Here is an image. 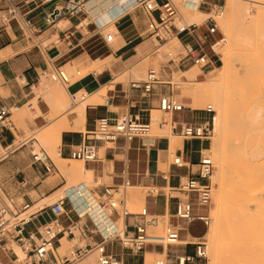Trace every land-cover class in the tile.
<instances>
[{
  "label": "crops",
  "instance_id": "0c3cea01",
  "mask_svg": "<svg viewBox=\"0 0 264 264\" xmlns=\"http://www.w3.org/2000/svg\"><path fill=\"white\" fill-rule=\"evenodd\" d=\"M36 1L38 4L42 0ZM90 1L92 0H87L85 12L77 17L58 20L54 27L46 29L39 38H31L27 32L22 33L15 23L5 30H0V107H7L11 113L6 128L0 132V208L2 204L10 203V206L20 207L24 203H30L37 211L49 205H40L41 203L63 191L64 196H69L65 207L67 216L63 217L64 224H70L69 218L79 219V215L86 209V204L75 193L76 186H71L67 191L65 188L67 176L81 175L74 171H67V174L62 169L64 163L71 160L72 146L82 140L84 133L94 129L96 121L103 117L116 121L126 113H139L145 121L150 118L153 124L156 119L153 111L159 109L160 97L170 93L164 84H159L153 94L145 98L141 95V90L130 87L134 80L133 71L144 75L146 67L157 58L158 52H155L149 32L152 19H157L158 13L150 16L142 5L136 7L139 0H132L133 3L126 8H123L122 1L128 0H117L120 9L116 13L120 18L115 22V26L119 34L113 43L112 37L109 39L103 33L105 25L100 24L104 19L101 13L103 8L92 13L88 4ZM104 1L108 6L111 5L108 0H101ZM1 5L3 0H0ZM44 10H47V6L37 8L31 16L35 20H41L39 23L43 24ZM85 22L90 24L85 25ZM199 33L203 36L207 31L201 29ZM35 41L37 44H34ZM98 61L102 64L101 70L95 68L100 65L95 64ZM173 66L170 62L161 63V80L170 77ZM53 67H63L66 70L76 68L85 74L79 78L72 76V82L68 86L50 80L43 85L38 84L42 74L51 72ZM33 84H36L35 89L31 88ZM79 94H86L87 101L77 102L75 98ZM80 109L84 115V128H73L68 124L69 119ZM184 113L185 116L181 117ZM167 119H170V124L172 122V137L156 135L153 142L148 143L146 139L135 138L128 144L121 139L112 148H100V158L103 161L110 160L114 172L127 169L131 182L129 189L151 184L163 190L160 195L146 193L144 208H147L151 216L169 215L173 221L171 215L175 211L176 203L179 199L188 197L178 191L181 179L199 178V163L206 149L203 140H187L173 132L175 125L203 123L201 117L185 111L170 114ZM162 121L156 124L165 128ZM60 123L64 128L61 130L59 143L56 147L48 146L53 156L45 150L50 158L45 164L53 166V171L48 173L44 163L35 162L33 155L44 150L40 146V133ZM178 138L182 139L181 142ZM171 154L181 156L185 166L173 164ZM112 182L120 184L121 180L113 178ZM189 198L194 199L195 195H190ZM51 217L48 210L46 213H39L28 229L33 232L41 231ZM80 221L86 224L88 229H93L94 223L88 215ZM123 221L129 225V230H132L133 224H142L144 219L132 215ZM197 224L200 223L180 222V226L185 228L181 233L183 242H193L191 239H197L190 235V228ZM79 233L75 238H66L70 243L78 237L84 240V233L88 235L84 240L85 244L101 241L99 235H90L84 227ZM61 240L63 241V238ZM61 240L44 264H60ZM108 250L119 255L122 253L120 247H108ZM182 252L194 253V247L186 245ZM158 254L148 253L149 256ZM137 258H142L141 263H129ZM93 260L96 261V256ZM123 260L125 264H143L144 261L147 263L145 255H127Z\"/></svg>",
  "mask_w": 264,
  "mask_h": 264
},
{
  "label": "built area",
  "instance_id": "2783aa9c",
  "mask_svg": "<svg viewBox=\"0 0 264 264\" xmlns=\"http://www.w3.org/2000/svg\"><path fill=\"white\" fill-rule=\"evenodd\" d=\"M226 2L227 0H184L186 6L193 4L194 9L205 10L209 14L202 24H188L174 0H162L161 3L158 0H139L138 6L142 5L150 16L158 13V18L152 19L149 32L155 52H159L163 46L174 39L182 40L180 42L183 51L177 56L171 52L168 53V62L183 68L195 67L205 72L217 67L221 61L218 51L227 44L225 35L221 34L219 37L216 35L220 31L219 21L226 13ZM43 6H47V10H44L43 24H41L39 23L41 20H35L31 15L37 8ZM86 9L87 0H42L38 4L36 0H3V5L0 6V30H5L15 23L21 28L22 33L27 32L31 38H39L46 29L54 27L58 20L77 17ZM89 24L85 22V25ZM97 28L100 29L99 26ZM203 28L207 34L202 36L199 32ZM210 38L213 40L210 41ZM37 42L41 44L39 40ZM76 75L81 77V71H77ZM72 79L68 70L63 67H53L51 72L42 74L38 84L43 85L50 80L68 86ZM163 83L165 82L161 80L160 71L151 68L145 78L133 80L130 87L141 90V95L148 98L153 94L155 87ZM31 88L35 89L36 84H33ZM86 97L87 95L83 94L81 99L85 100ZM159 109L173 114L185 112L187 108L169 93L160 97ZM206 112L213 114L214 110L208 106ZM10 115L7 107H0V132L6 128ZM173 132L187 140H208L211 134V122L206 120L198 125L187 123L175 125ZM151 137V119L145 121L139 113H126L116 121L103 117L96 121L94 129L84 133L82 140L72 146L70 159L94 162L100 159V148L102 147L112 148L121 139L128 144L135 138L148 139ZM33 159L37 163L43 162L48 173L53 171L52 165L45 164L50 159L45 150L35 153ZM172 163L179 167L185 166L183 158L178 155L172 154ZM213 168L214 163L211 157L202 156L199 163V178L181 179L178 191L188 197L184 200L179 199L176 203L175 211L171 215L173 221L170 220L169 215L151 216L147 208L136 213L130 211L128 190L131 182L127 169L114 172L110 160H104L103 173L97 182V188L86 186L84 191L77 190L79 197L83 199L84 204H87L86 209H93L88 202L89 199L99 208L101 216L97 222L87 212L79 215L77 220L69 218L70 224L65 225L63 217L67 216L65 207L69 196H63L58 201L43 206L37 211L30 203H24L20 207L2 204L0 208V264H44L48 260V255L56 249L62 238H75L83 227L90 235H99L101 241L74 248L69 255L60 257V264H76L90 254H95L96 264H125L124 256L141 257L148 248L156 249L158 246L161 247L160 258L156 259L153 264H207L209 245L205 236L197 238L194 242H183L181 233L185 231V228L180 226V222L200 223L204 228H209L212 220L210 205L213 194L210 178ZM113 178L120 179L121 183H113ZM145 186V192L149 195H160L164 192L151 184H145ZM190 195H195V198H189ZM47 210L52 217L43 225L42 230L36 232L29 230L28 226L39 213H46ZM86 215L91 217L94 223L92 230L80 221ZM132 215L142 217L144 222L133 224L132 230H129V225H126L124 221L120 226V220ZM166 220L168 222L162 235L151 234V227H157ZM83 238L87 239L88 235L83 233ZM186 245L193 246L194 253L173 251L174 248ZM108 247H120L122 253L116 254L108 250ZM15 248H19L20 253H17ZM143 264L147 263L144 261Z\"/></svg>",
  "mask_w": 264,
  "mask_h": 264
},
{
  "label": "bare ground",
  "instance_id": "6f19581e",
  "mask_svg": "<svg viewBox=\"0 0 264 264\" xmlns=\"http://www.w3.org/2000/svg\"><path fill=\"white\" fill-rule=\"evenodd\" d=\"M245 1L256 7L260 6L261 8H257L258 10L264 9V1L261 0H231L229 8L233 17L247 15L252 10V5H247ZM108 2L111 3L110 6L106 1L92 0L88 3L89 9L93 13L103 8L101 10L103 15L120 9L117 0ZM138 4L139 1L135 6L137 7ZM189 6L195 8L192 4L187 5L186 9ZM257 13L258 26L264 28V15L260 11ZM203 14L200 9H194L192 16L200 21ZM225 16L226 14L221 22H224ZM223 26L230 28L229 23L223 24ZM117 31L115 28L112 32L118 35ZM229 37L231 45L225 50L223 47L220 48L218 53L222 59V67L228 66L231 58H236L230 63L231 70L228 72V79L235 77V86L237 87H234L235 92L231 91L230 95L227 91L228 99L222 98L225 97L224 93L221 95L222 97L216 95L214 98L218 116L215 119L216 141L213 154L210 157L219 170L220 190L215 195L218 205L215 225L208 233L213 241L211 255H209L212 257V264H264V51L262 52V48L260 49L258 46L253 47L251 37L250 39L246 38L244 44H241L238 34H232L230 31ZM250 43L251 53L245 56L239 53L246 51L245 48ZM95 64L100 63L98 61ZM101 65L97 66L99 70L102 68ZM193 77L195 76L189 78L193 79ZM208 82H213V80ZM232 94L234 95L231 96ZM85 100L81 99L84 102ZM208 106H211L214 112L216 111L214 105L209 104ZM155 123H157L156 119L153 124ZM68 124L73 128H84V115L81 109L71 115ZM169 124L170 119H163L162 125L167 127ZM63 128L61 123L46 128L40 133V139L48 146L56 147ZM154 137L146 139V142H153ZM62 169L66 172L69 171L65 167ZM84 169L79 168L78 170L81 172L78 170L77 172L82 175ZM61 171L63 173V170ZM85 172L88 173V171ZM85 172L83 171V174ZM142 188L146 189V186ZM78 189L84 191L86 188L76 186L75 193L77 195ZM88 202L93 206V209H85L82 215L89 212L97 222L101 216L99 208L92 200L89 199ZM81 207L83 208V206ZM63 240L70 242L66 237ZM89 258H95V254H90L87 259Z\"/></svg>",
  "mask_w": 264,
  "mask_h": 264
},
{
  "label": "rangeland",
  "instance_id": "374dc122",
  "mask_svg": "<svg viewBox=\"0 0 264 264\" xmlns=\"http://www.w3.org/2000/svg\"><path fill=\"white\" fill-rule=\"evenodd\" d=\"M179 7V10L182 14V16L184 17V19L186 20V22L188 24L190 23H195V24H202L203 22H205V20L209 17V14H207L205 12V10H201L204 14L201 16V20L198 21L196 20V18H194V16H192V14H194V9L191 8L190 6L187 7L188 9H186V5L184 3V0H174ZM231 0H227L226 2V16L223 19L224 22H221V20L219 21V29L220 31L216 34L218 37L221 36V34L225 35V37L227 38V44L223 47L224 50L226 48H228L231 45V39L229 37V32L231 31L232 34H238V36L240 37V41L241 44H244V41L246 38L250 39V37L253 40V47H260V49L262 48V52L264 51V28H259L260 26H258V20L256 15L258 14L257 12L260 11L262 15H264V9H257L258 7L261 8L260 6H255L252 3H248L245 1V3L247 5H252V10L250 12L247 13V15H239L237 18L236 16L233 17V15L231 14L230 8H229V3ZM264 1V0H261ZM159 3L162 2V0H158ZM132 0H128L126 2L122 3L123 8H126L127 6H130L132 4ZM138 7V5H137ZM249 7V6H248ZM117 11V10H116ZM115 12H111L107 15H103L104 19L100 22L101 26H104V30L103 33L107 36V38L109 36H113L112 37V41L111 42H115L116 41V34L113 33L112 31L115 30V22L120 18L117 16V13ZM198 15V14H197ZM222 20V21H223ZM257 20V21H256ZM201 22V23H200ZM226 23L230 24V28L229 27H224L223 24L226 25ZM257 23V24H256ZM204 29V28H203ZM117 30V28H116ZM118 32V31H117ZM221 32V33H220ZM34 44H37V42L35 41ZM247 48H245L246 51H240L239 53H241L242 55H246L248 53H251L252 51H250V47H251V43L249 45L246 46ZM183 51V48L181 47L180 41L178 40H173L170 43H168L167 45L163 46L160 51L157 53V58L154 60V62L150 65H148L145 69L144 75L141 73H138L137 71H133V79L134 80H141L143 78H145L146 76V72L147 69H157L158 71L160 70L161 67V63H167L169 61V57L167 56L168 53H173L174 56H177L180 52ZM222 51V50H221ZM221 58V56H220ZM236 60V58H231L228 66H224L222 67L223 63H222V59L221 61H219L218 65L216 68H214L213 70H209V71H205L202 72L201 70H199L198 68L195 67H189V68H183V67H179L177 64H175L173 66V70L171 72L170 77H166L165 79H162L164 86H166L167 90L175 96V98H177L181 103H183L185 106H187L186 108V112L191 113L193 116L196 117H201L204 121L209 120L211 122V134H210V138L208 140H203L204 141V145H205V151L204 154L205 155H209L211 156L213 154V148L215 145V141H216V131H215V119L218 116L217 113V109H216V104L214 101L215 96L217 95V97H222L221 95L223 94L225 97L222 98H227L228 96L226 95H230L231 91H233L232 93H234V89L237 87L235 86V77L233 78H229L231 80L228 79V72L229 70H231L230 68V63ZM244 60H246V57H244ZM99 70V67H95ZM68 73L71 76H76L75 78H79V76L75 75L77 73V71H81V76L83 74H85V72H83L82 70H78L76 68L74 69H68ZM191 76H195L192 78H189ZM199 78V79H198ZM183 79V80H182ZM213 82H208V81H212ZM229 81H231L229 83ZM168 82H170V85H168ZM201 82V83H200ZM199 83V84H198ZM235 87V88H234ZM228 91V94H226ZM218 94H220V96H218ZM234 94H232L231 96H233ZM230 96V97H231ZM81 97L82 94H79L78 97L75 98V100L79 103H82L84 101H81ZM228 99V98H227ZM87 101V100H85ZM103 102V100L101 101ZM209 104L214 105L215 107V112L213 114H209L206 112V109L208 107ZM153 113L155 114L156 120L157 122L160 124L161 121L163 119H167L170 114L163 112L159 109L153 111ZM185 116L184 114H181V117ZM178 117V118H181ZM156 135H168L170 137H172V125L169 124L167 127L165 128H161V125L159 127V125H157L156 123L153 124L152 126V136H156ZM35 136V135H34ZM38 136V135H37ZM39 139V138H38ZM175 141H177V139L173 138ZM178 140L181 142L182 139ZM40 146L46 150L49 154H51V150H50V146L48 147L47 144H45L44 142H41L42 140H40ZM52 155V154H51ZM53 156V155H52ZM212 158V157H211ZM76 162L77 166H76ZM74 163V164H72ZM80 163V164H79ZM104 161L101 160V158L97 161L94 162H80V161H66L64 163V167L67 168V170L69 171H75L77 172V170L79 168H86L83 171H88V173H84L82 171V175L81 176H76V175H69L66 177L67 179V187L65 188V191H67L68 188H70L71 186H78V187H95L97 188V182H99V179L101 177L102 174V165H103ZM79 164V166H78ZM81 165V166H80ZM76 168V170H74ZM92 170V171H91ZM81 172V170H78ZM92 172V173H91ZM78 173V172H77ZM89 174H92L91 176ZM85 175V176H84ZM90 177V178H89ZM92 177V178H91ZM98 178V179H97ZM210 183H211V187H212V202L210 205V213H211V224L209 226V229L204 228L203 226H201V224H197L194 225L190 228V235L192 237H196V238H201L204 236H207L205 238L206 242L208 243L209 247V254L211 255V251H212V247H213V241H212V237L209 235L208 233L210 230H212L214 228L215 225V214L217 212V202L215 200V195L219 193L220 190V180H219V170L217 165L214 164V168H213V172L211 174V178H210ZM98 191V190H97ZM145 189L142 188H138V189H129L128 190V208L130 211L132 212H139L144 208V199H145ZM63 195V191L60 192L59 194H57L55 197L45 201L42 204H52L53 202H56L57 200H59ZM21 203V201H20ZM10 205V203H8ZM167 220L164 222H161L157 227H151L150 228V232L153 235H162L164 232V228L167 224ZM123 225V220L120 221V226ZM159 228V229H158ZM155 229V231H154ZM160 231V232H159ZM156 232H159L158 234ZM186 234H188V232H186ZM193 242L196 241L195 239H191ZM64 241V240H63ZM62 242V249L59 250V253L61 256H66L69 255L70 252L77 246H82L85 244V241L78 237L75 241L73 242ZM65 248V249H64ZM211 248V250H210ZM17 253H20L19 248H15ZM182 250H184V246L178 247V248H174L173 251L181 253ZM148 253H161V247L158 246L156 249L153 248H148V250L146 251V253L144 254L146 256L147 259V264H153L154 261L158 258H160V255L157 256H149ZM208 256V261L207 264H212L213 260L211 256ZM89 260V261H88ZM142 258H137L136 260H130L129 263H141ZM90 262H94L96 264L97 261H94L93 258H89L87 260H82L81 262H78L77 264H81V263H90Z\"/></svg>",
  "mask_w": 264,
  "mask_h": 264
}]
</instances>
